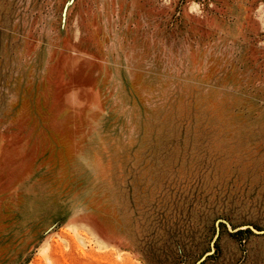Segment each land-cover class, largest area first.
<instances>
[{"label": "rangeland", "instance_id": "rangeland-1", "mask_svg": "<svg viewBox=\"0 0 264 264\" xmlns=\"http://www.w3.org/2000/svg\"><path fill=\"white\" fill-rule=\"evenodd\" d=\"M250 227L264 0H0V264H264Z\"/></svg>", "mask_w": 264, "mask_h": 264}, {"label": "water", "instance_id": "water-1", "mask_svg": "<svg viewBox=\"0 0 264 264\" xmlns=\"http://www.w3.org/2000/svg\"><path fill=\"white\" fill-rule=\"evenodd\" d=\"M254 232L256 233H264V231H256L254 230V228L250 227ZM239 229H237L238 231ZM212 254V252H210L209 254L205 255L202 259H201V262H203L208 256H210Z\"/></svg>", "mask_w": 264, "mask_h": 264}, {"label": "trees", "instance_id": "trees-1", "mask_svg": "<svg viewBox=\"0 0 264 264\" xmlns=\"http://www.w3.org/2000/svg\"><path fill=\"white\" fill-rule=\"evenodd\" d=\"M240 232H242V231H240Z\"/></svg>", "mask_w": 264, "mask_h": 264}]
</instances>
